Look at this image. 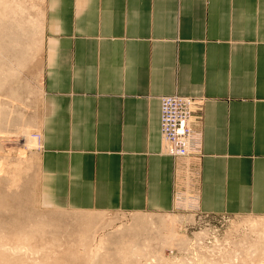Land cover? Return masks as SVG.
I'll list each match as a JSON object with an SVG mask.
<instances>
[{"label":"crops","instance_id":"0c3cea01","mask_svg":"<svg viewBox=\"0 0 264 264\" xmlns=\"http://www.w3.org/2000/svg\"><path fill=\"white\" fill-rule=\"evenodd\" d=\"M42 52L43 208L171 213L190 163L200 212L264 215V0H44ZM171 94L198 157L163 150Z\"/></svg>","mask_w":264,"mask_h":264},{"label":"rangeland","instance_id":"374dc122","mask_svg":"<svg viewBox=\"0 0 264 264\" xmlns=\"http://www.w3.org/2000/svg\"><path fill=\"white\" fill-rule=\"evenodd\" d=\"M20 1H24L22 16L40 17L43 26L44 0ZM32 39L39 40L40 47L34 45L30 50L31 58L17 73V80L3 81L4 87L0 89V134H5L0 140L3 171L0 173V195L7 199L3 209L0 207V221L13 217L23 222L25 229L37 230L38 234L35 232L28 245L34 250L40 249L36 255L44 256L49 262L58 260V264H264V242L256 236L255 228L250 227L253 222L256 224L255 221L258 224L263 221L264 215L220 214L199 218L181 210L126 213L43 208L38 192L37 150L40 139L36 136L43 93V31L39 38L32 35ZM22 126H28L27 134L36 138V145L27 147L20 130ZM19 166L21 170L16 173V182L10 187L7 176H12ZM193 177L187 179L190 186ZM12 190L17 195L24 194L23 199L20 198L23 203L10 196ZM56 212L61 218H53ZM79 213L100 215V218L80 223L73 220V216ZM134 216H140L142 223L137 225ZM160 218L166 221V227L159 229L161 233L157 228ZM177 233L185 235L184 245L174 244L173 239L180 240ZM83 234L87 237L81 239ZM253 245L261 247L253 251Z\"/></svg>","mask_w":264,"mask_h":264},{"label":"bare ground","instance_id":"6f19581e","mask_svg":"<svg viewBox=\"0 0 264 264\" xmlns=\"http://www.w3.org/2000/svg\"><path fill=\"white\" fill-rule=\"evenodd\" d=\"M22 2L20 0H0V89L4 87L3 81L5 80L13 81L14 79L15 81L17 80L16 79L17 73L21 70V68L27 65V62L31 58L30 50H32L34 45L37 46V48L40 47L39 45L40 41L38 40L35 42V40L32 39V35L38 36L39 38L40 34H42L43 26L41 24V19L40 17L31 18L27 16H22V13L24 12V7L22 5ZM27 127L22 126V128L20 129L22 132V136L25 138L24 141H26L27 147L34 146L37 144L36 138H33L27 134V131H28ZM3 137H5V134L4 135L0 134V140H3L4 139ZM19 170H21L20 166L19 168L17 167L13 171L14 173L12 174V176H7L8 177L7 181L10 184V187L13 186L12 184L14 181L16 182V173L18 174ZM1 171H2V162L0 161V173ZM10 194L8 195L18 198L19 201L22 200L23 199L22 196H24V194L22 195V193L21 194L18 193L17 195L15 192H13V190L11 191ZM8 195L6 196L8 197ZM21 197L22 199H20ZM5 198H3V195L2 197L0 195V207L2 209H3V206H5L6 204L5 202L7 201V199ZM22 203H20L21 207H22ZM15 207L17 208V206ZM18 207L20 206L18 205ZM1 208H0V211L2 210ZM57 216L61 218V214H58V213L53 218L58 219ZM73 218H74L73 220L78 221L80 223H86V222H91V221H95L99 219L100 215H84V214L80 215L79 213V215L77 214L74 215ZM3 220L0 221V264H58V260L49 262V260L47 261L44 258V256L36 255L38 254L40 249L34 250L31 246L28 245L30 238L34 237L33 235H35V232L38 234L37 230L33 231V229H30V227H29V230L25 229V227L23 226L24 223L19 222L18 219L16 220V218H13V217L6 221L5 219ZM51 221H55V220H51ZM133 221L137 225H139L140 223H142V218L140 216H134ZM263 221H260V222H263ZM252 222H250V224ZM260 222L259 224L256 221H255L256 224H254L253 222L250 225V227L251 229L255 228L254 230H256V236L258 237V239L264 242V222L263 224L262 223L260 224ZM158 224H159L157 227L158 231L162 227H166V221L162 218L159 219ZM254 230L253 232H255ZM159 233H161V231H159ZM177 236L180 237L178 238L180 240L176 241L175 239H173L174 241L173 240L172 241L174 242V244L184 245L185 235L184 234L181 235L180 233H177ZM86 237L87 235L83 234L81 239L86 238ZM253 246H254L253 251H257L261 247V245H253ZM23 251H24V254H22ZM27 251L31 253V255L27 253L29 254L28 256L25 253ZM15 253H18V254H15ZM20 253L22 255H19ZM39 255H41V253ZM76 257L82 258L79 255H77ZM204 257L206 258V256Z\"/></svg>","mask_w":264,"mask_h":264},{"label":"built area","instance_id":"2783aa9c","mask_svg":"<svg viewBox=\"0 0 264 264\" xmlns=\"http://www.w3.org/2000/svg\"><path fill=\"white\" fill-rule=\"evenodd\" d=\"M202 104V98L186 95L171 94L160 97V136L165 153L178 158L201 155L202 137L199 127V111ZM36 136L39 140V133ZM185 171H187L185 180L179 176L185 188L176 191V210L191 212L199 218L207 217L199 211L195 193L189 188L192 186L187 181L191 175L195 178V169L187 163Z\"/></svg>","mask_w":264,"mask_h":264}]
</instances>
